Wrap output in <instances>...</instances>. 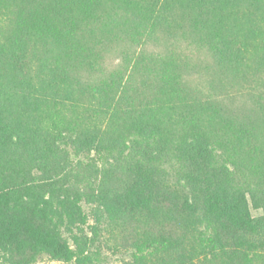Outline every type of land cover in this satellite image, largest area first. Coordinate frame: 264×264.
<instances>
[{
	"label": "trees",
	"instance_id": "1",
	"mask_svg": "<svg viewBox=\"0 0 264 264\" xmlns=\"http://www.w3.org/2000/svg\"><path fill=\"white\" fill-rule=\"evenodd\" d=\"M178 36L207 70L264 61V0H0V264L89 262L102 219L131 230L123 264H264V102L253 124L188 102L176 42L83 82Z\"/></svg>",
	"mask_w": 264,
	"mask_h": 264
},
{
	"label": "rangeland",
	"instance_id": "2",
	"mask_svg": "<svg viewBox=\"0 0 264 264\" xmlns=\"http://www.w3.org/2000/svg\"><path fill=\"white\" fill-rule=\"evenodd\" d=\"M158 35H161L158 34ZM178 48L177 51L182 55L189 57L188 70L186 74H182V81L186 85L188 102L192 101H205L208 107L215 106L222 108L220 115L234 118L237 122L244 124L257 123L260 119L257 109L258 103L264 102V61L262 60L263 53L261 50H250V55L247 56V64L240 67L238 70L232 71L230 68L227 70L205 69L204 65L207 62L212 63V58L205 50L195 48L194 45H188L187 41L176 38H166L153 41L149 40L142 46H136L129 42L119 43L114 46H109L104 50V66L105 71L86 72L83 74V82L96 84L103 74H108L113 70H124L126 68V75L131 70L133 60L139 51L144 52L147 56L162 54L165 55L168 52L169 46L172 43ZM195 107V106H194ZM189 108V107H188ZM187 108V109H188ZM187 109H180L182 112H187ZM190 110V108L188 109ZM193 112V110H191ZM257 113H256V112ZM209 112V111H208ZM178 117V116H177ZM176 118V117H175ZM223 118V119H224ZM176 120H180L176 118ZM208 116L204 117L203 128L211 125L219 126L217 119L212 123L208 122ZM245 122V123H246ZM259 134L255 137L257 140ZM260 141V140H258ZM264 155V154H263ZM71 159L75 162L78 159H84V156L76 157L73 154ZM249 210L253 217H258L262 214L260 208H256L252 205L249 197ZM82 208L87 215V224L84 226L85 231L91 236L89 226L95 223L94 217L91 215L92 205L82 203ZM102 219L101 223H98L99 233L97 235V241L90 247L92 252L91 261L84 264H123L130 260L131 254L134 252L132 246H130V233L131 230L128 227L117 225V223L108 222ZM65 238L68 239L72 245L71 235L64 232ZM40 262H50L52 264H75L73 261L69 263L50 261L46 256H42L39 259Z\"/></svg>",
	"mask_w": 264,
	"mask_h": 264
}]
</instances>
